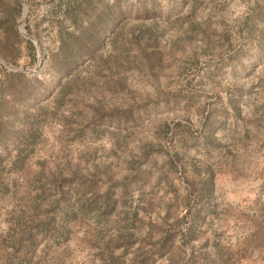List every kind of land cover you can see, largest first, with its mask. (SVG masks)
<instances>
[{"label": "rangeland", "instance_id": "rangeland-1", "mask_svg": "<svg viewBox=\"0 0 264 264\" xmlns=\"http://www.w3.org/2000/svg\"><path fill=\"white\" fill-rule=\"evenodd\" d=\"M27 4L0 0L31 71L0 62V264H264V0Z\"/></svg>", "mask_w": 264, "mask_h": 264}, {"label": "water", "instance_id": "water-1", "mask_svg": "<svg viewBox=\"0 0 264 264\" xmlns=\"http://www.w3.org/2000/svg\"><path fill=\"white\" fill-rule=\"evenodd\" d=\"M27 5H28V4H27V0H26V8H25L24 15H23V17H22V19H21L20 24L23 23L24 18H25V15H26V13H27V9H28V6H27ZM19 30H20V32H21L23 35H25L26 37H28L29 39H31L32 41H34V42L37 43L36 39H35L33 36L29 35L26 31H21V29H19ZM0 62L4 63V64H5L6 66H8L9 68H13V69H16V70H19V71H26V72H28V73H31V71H29V70H25V69H23V68H19V67L12 66L11 64H9V63H8L7 61H5V60H1V59H0Z\"/></svg>", "mask_w": 264, "mask_h": 264}, {"label": "bare ground", "instance_id": "bare-ground-1", "mask_svg": "<svg viewBox=\"0 0 264 264\" xmlns=\"http://www.w3.org/2000/svg\"><path fill=\"white\" fill-rule=\"evenodd\" d=\"M21 28H22V29H21ZM23 28H24L23 26H20L21 31H25Z\"/></svg>", "mask_w": 264, "mask_h": 264}, {"label": "trees", "instance_id": "trees-1", "mask_svg": "<svg viewBox=\"0 0 264 264\" xmlns=\"http://www.w3.org/2000/svg\"><path fill=\"white\" fill-rule=\"evenodd\" d=\"M17 74V73H16Z\"/></svg>", "mask_w": 264, "mask_h": 264}]
</instances>
